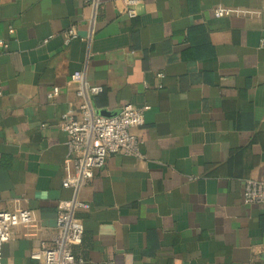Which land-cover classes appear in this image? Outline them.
<instances>
[{
  "label": "crops",
  "instance_id": "crops-1",
  "mask_svg": "<svg viewBox=\"0 0 264 264\" xmlns=\"http://www.w3.org/2000/svg\"><path fill=\"white\" fill-rule=\"evenodd\" d=\"M223 6L253 11L215 17ZM0 0V210L27 209L1 264L51 242L75 70L97 112L146 108L141 157L111 154L78 191L75 264H264V0ZM75 36L68 39V30ZM263 43V44H262ZM57 87V95L47 94Z\"/></svg>",
  "mask_w": 264,
  "mask_h": 264
},
{
  "label": "built area",
  "instance_id": "built-area-1",
  "mask_svg": "<svg viewBox=\"0 0 264 264\" xmlns=\"http://www.w3.org/2000/svg\"><path fill=\"white\" fill-rule=\"evenodd\" d=\"M123 1L127 6L126 14L129 17L134 16L135 7L141 0ZM247 13H253V11L223 6L213 8L215 17ZM74 36V30L69 29L68 39ZM69 80L77 85L75 92L79 99L77 112L69 109L63 113L57 122V127L65 135L64 162L68 168L67 174L62 179V186L70 188L72 196L57 204L55 233L51 242L30 255L32 259L41 264L76 263L72 247L80 243L83 226L75 213L80 209L88 208V204L81 201L77 194L81 187L92 178L94 170L104 165L106 157L111 154L142 156L140 150L142 141L131 134L130 129L143 124L146 108H137L128 104L120 107L113 115H102L94 109L91 102V97L100 93L102 88L89 83L84 77L83 70L73 71ZM57 92V87H53L47 96L53 98ZM242 200L246 204H264V181L245 179ZM31 225L32 214L27 209L0 210V264L2 246L10 239L12 229L16 226L30 227ZM106 264L119 263L108 262Z\"/></svg>",
  "mask_w": 264,
  "mask_h": 264
},
{
  "label": "water",
  "instance_id": "water-1",
  "mask_svg": "<svg viewBox=\"0 0 264 264\" xmlns=\"http://www.w3.org/2000/svg\"><path fill=\"white\" fill-rule=\"evenodd\" d=\"M102 115H113L114 113H111V114H109V113H106L105 111H101L100 112Z\"/></svg>",
  "mask_w": 264,
  "mask_h": 264
}]
</instances>
